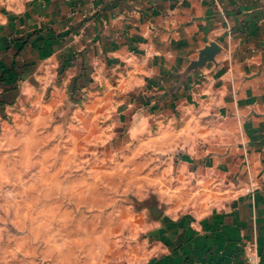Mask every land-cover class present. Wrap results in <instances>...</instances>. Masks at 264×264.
<instances>
[{
  "label": "crops",
  "instance_id": "0c3cea01",
  "mask_svg": "<svg viewBox=\"0 0 264 264\" xmlns=\"http://www.w3.org/2000/svg\"><path fill=\"white\" fill-rule=\"evenodd\" d=\"M1 12L0 51L28 40L40 67L116 71L167 110L156 118L174 130L186 202L153 227L145 264H264V0H15Z\"/></svg>",
  "mask_w": 264,
  "mask_h": 264
},
{
  "label": "rangeland",
  "instance_id": "374dc122",
  "mask_svg": "<svg viewBox=\"0 0 264 264\" xmlns=\"http://www.w3.org/2000/svg\"><path fill=\"white\" fill-rule=\"evenodd\" d=\"M19 59L34 70L0 80V264H145L153 227L186 202L167 110L116 71Z\"/></svg>",
  "mask_w": 264,
  "mask_h": 264
},
{
  "label": "trees",
  "instance_id": "16d2710c",
  "mask_svg": "<svg viewBox=\"0 0 264 264\" xmlns=\"http://www.w3.org/2000/svg\"><path fill=\"white\" fill-rule=\"evenodd\" d=\"M33 34H35V32ZM27 41L25 42L24 46L22 45L21 47H19L18 45L12 44L4 50L0 51V58L2 57L3 61L8 65L7 70L0 71L1 81L7 77V73L29 72L34 70V66L32 64L26 63L25 61H21L19 59L20 55L25 50Z\"/></svg>",
  "mask_w": 264,
  "mask_h": 264
},
{
  "label": "water",
  "instance_id": "95a60500",
  "mask_svg": "<svg viewBox=\"0 0 264 264\" xmlns=\"http://www.w3.org/2000/svg\"><path fill=\"white\" fill-rule=\"evenodd\" d=\"M162 214V212L160 211L158 214H156L158 217Z\"/></svg>",
  "mask_w": 264,
  "mask_h": 264
}]
</instances>
